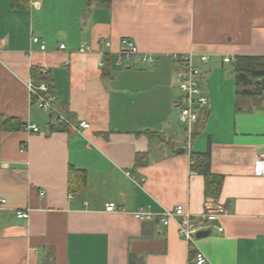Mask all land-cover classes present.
I'll return each instance as SVG.
<instances>
[{"label": "crops", "instance_id": "1", "mask_svg": "<svg viewBox=\"0 0 264 264\" xmlns=\"http://www.w3.org/2000/svg\"><path fill=\"white\" fill-rule=\"evenodd\" d=\"M87 3L0 0V264H198V250L204 264H264V176L255 174L264 95H240L234 72L239 56L264 57V0ZM123 38L140 53L120 64ZM190 52L210 104L186 137L174 54ZM46 80L73 124L89 128L59 125L39 107L29 84ZM7 119L24 129L3 128ZM206 152L223 176L218 198L192 171L191 153ZM71 170L86 175L77 192ZM178 205L215 216L194 250L175 221L160 220ZM22 209L29 218L17 217ZM140 209L152 218H136Z\"/></svg>", "mask_w": 264, "mask_h": 264}, {"label": "built area", "instance_id": "2", "mask_svg": "<svg viewBox=\"0 0 264 264\" xmlns=\"http://www.w3.org/2000/svg\"><path fill=\"white\" fill-rule=\"evenodd\" d=\"M38 37L33 38L34 43H39ZM107 42V45H110ZM1 45V40H0ZM41 48L46 49V45H41ZM61 48H65L62 45ZM140 53L137 44L130 38H123L121 40V49L117 54V62L125 63L133 55ZM194 53L174 54V60L180 66L177 72L178 85L181 90L179 97L180 106V120L185 125H191L201 118V114L205 108L210 104V97L202 87L203 71L194 62ZM203 63L207 61V56L201 55L199 58ZM230 58L226 57L225 61L230 62ZM144 61L152 64L154 59L151 55H145ZM104 64V63H102ZM32 99L36 98L40 108L49 111L56 123L64 126H71L74 130L79 131L90 127L87 121H81L78 125L73 124L72 120L64 113L57 104L56 96L50 93L49 85L42 82L38 85L29 84ZM26 129L32 132H38L39 128L35 125H27ZM255 174L264 176V152L257 156L255 162ZM6 200L0 198V209L3 208ZM106 210L109 212L118 210V205L115 202H110L106 205ZM18 218L27 219L30 217L29 210H17ZM135 217L138 219H150L152 214L140 209L135 212ZM215 216L210 213H204L197 219L188 212L183 205H178L173 209L165 210L160 214V220L165 225L171 221H175L180 236L190 245L192 250L195 249V241L197 233L201 230H206L211 226ZM196 260L198 264H204L207 261L206 255L203 251L198 250L196 253Z\"/></svg>", "mask_w": 264, "mask_h": 264}, {"label": "trees", "instance_id": "3", "mask_svg": "<svg viewBox=\"0 0 264 264\" xmlns=\"http://www.w3.org/2000/svg\"><path fill=\"white\" fill-rule=\"evenodd\" d=\"M30 2L31 0H11L13 8H28ZM92 5L109 8L112 5V0H88L87 6L91 7ZM234 72L240 95H264V57L239 56L234 63ZM46 83L49 85L50 93L53 94L52 85L47 80ZM10 123L16 124L15 127L11 126L13 130L24 129L25 127V124L17 119H7L6 122L2 123V127H8ZM191 159L192 171L203 175L205 178L206 196L218 198L222 191L223 176L213 171L210 152L191 153ZM85 184L86 175L84 172L70 171V186L73 190L77 192L83 189Z\"/></svg>", "mask_w": 264, "mask_h": 264}, {"label": "water", "instance_id": "4", "mask_svg": "<svg viewBox=\"0 0 264 264\" xmlns=\"http://www.w3.org/2000/svg\"><path fill=\"white\" fill-rule=\"evenodd\" d=\"M209 234V231H207V230H201V231H199L198 233H197V238H202V237H205V236H207Z\"/></svg>", "mask_w": 264, "mask_h": 264}, {"label": "rangeland", "instance_id": "5", "mask_svg": "<svg viewBox=\"0 0 264 264\" xmlns=\"http://www.w3.org/2000/svg\"><path fill=\"white\" fill-rule=\"evenodd\" d=\"M183 127H184L185 129H187V131H186V133H185V134H186L185 136L188 137V133H187V132H188V131L190 132L189 125H188V124H187V125H183Z\"/></svg>", "mask_w": 264, "mask_h": 264}]
</instances>
